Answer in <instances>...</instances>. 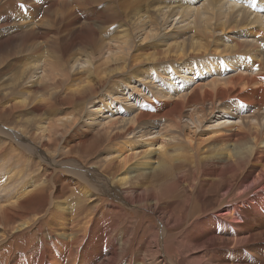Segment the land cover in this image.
<instances>
[{
	"label": "bare ground",
	"instance_id": "1",
	"mask_svg": "<svg viewBox=\"0 0 264 264\" xmlns=\"http://www.w3.org/2000/svg\"><path fill=\"white\" fill-rule=\"evenodd\" d=\"M44 1L12 0L0 13V115L8 118L24 110L22 119L40 131L39 141L47 139L41 145L53 157L39 150L51 169L24 174L13 171V164L8 168L12 158L4 156L2 164L14 199L1 191L0 181V235L7 233L9 224L12 233L27 235L46 218L48 236L25 245V264H264V192L255 198L252 194L246 207L236 203L254 188L264 191V80L258 78L264 75V0H202L199 6L197 0ZM175 15L187 23L167 30L168 19ZM237 33L253 41L228 36ZM235 53L252 65L242 70L253 68L256 75L217 74L175 91L174 84L187 85L191 78L190 61L205 66L216 57L228 56L230 62ZM151 74L164 89L151 88V96L142 98L136 108L120 106L124 109L105 122H94L102 111L92 110L89 104H102L103 111H111L112 97L120 88L133 93L137 90L132 84L139 75L148 79ZM14 91L16 96H8ZM225 98L243 103L238 109L247 106L255 113L234 116L236 108L220 104ZM63 103L78 105L80 117L74 113L48 117ZM184 108L191 111L183 114ZM85 112L89 123L82 120ZM161 116L159 134L154 140H142L151 133L143 128L156 125ZM222 116L238 120L227 125V120L220 121ZM184 117L190 122L184 123ZM90 125L106 135L103 153L90 154L99 138L95 135L86 144ZM53 130L60 131L55 140ZM182 148L186 157L182 153L179 157L192 159L197 169V178L192 177L197 181L194 189L187 182L190 176L179 175L185 166L173 158ZM73 149L95 155L92 158L113 177V185L102 180L104 175L98 176L96 182L107 187L95 191L91 183L95 172L89 168L95 170L96 163L80 166L79 158L70 155ZM68 157L67 163H60L67 167L58 169L56 160ZM72 167L82 170L81 176L67 170ZM56 173L59 180L53 177ZM61 182L67 186L62 188ZM69 187L80 193L78 199L75 194L65 198L62 193ZM178 192L187 195L176 216L173 201ZM200 192L216 196L218 205L191 210L193 195ZM83 197L98 201L92 203L94 212L86 213ZM110 197L154 214L156 222L163 221L160 227L150 225V238L138 244V253H125V247L137 245L136 239L131 244L133 230L126 226L118 229L119 235L111 233L115 224L103 208L109 204L116 210L124 208L110 202ZM184 220H188L185 228L170 233ZM185 250L190 254L181 258Z\"/></svg>",
	"mask_w": 264,
	"mask_h": 264
},
{
	"label": "rangeland",
	"instance_id": "2",
	"mask_svg": "<svg viewBox=\"0 0 264 264\" xmlns=\"http://www.w3.org/2000/svg\"><path fill=\"white\" fill-rule=\"evenodd\" d=\"M11 1L12 0H7L6 2H3V0H0V13L5 10V7L8 6ZM46 1H48V0H45L44 2H42V4H45ZM197 1L199 2L197 4V6H199L202 0H197ZM243 4H245V1L243 2ZM57 6H58V3H55L54 7H57ZM77 8L79 9V7H77ZM250 11H252L253 13L255 12L254 9H251ZM261 14H264V13L261 12ZM178 19H180V20L178 21ZM168 20H169V22L167 21V23L165 25V28L167 30H171L172 26H173L172 27V29H173L176 27L184 26V24L187 23V21H183V19L179 15H175V16L169 18ZM191 20H192V16L188 19V21L190 22ZM232 31L235 32L234 30H232ZM218 35H219V33H218ZM229 35L233 39L242 40L243 42L248 41V40L253 41L250 36L249 37H241V36H239V33L228 34V36ZM235 54H237V57L231 59L230 62H229V60H226L228 58V56L224 57L223 59H221V57L220 58L216 57L205 66H201L200 64H198L195 61H190L188 63V69L190 70V74H191L190 79L191 80L188 79L186 81L187 85H185V84H182V85L181 84H179V85L174 84L176 86L175 91H180L186 87H188V89H189L191 87H194L199 82H202V81L205 82V80L207 82V80L209 81L212 78L211 76L217 75V74H219L221 76H229L230 74L236 72V74H232V76H235V75L254 76V75H256L257 72L253 68H248V70H250V72H248V70H242V68H244V66H246V64H248V66H252V65L250 63H248V61H246L245 58H243L242 56H239V53H235ZM191 59H193V58H191ZM239 61H246V63L238 66L237 63ZM210 65H211V68H210ZM147 66H150V65H147ZM142 68L143 67L141 66L140 69H142ZM234 70H236V71H234ZM139 76H140L139 80L134 81L132 84L136 88L137 91L132 93L131 90H129L128 88H125V89L120 88V91H118L119 94L117 93L118 95H114L112 97V98H114L115 103H114L113 108H111V111H108V110L103 111V109H102L103 105L102 104L96 103L94 106L92 103L89 104L92 110H99L98 108H101L100 111H102V112L101 113L99 112V115L96 117V119L94 118V122L96 124H97V122H100V121L105 122L106 120H108L110 115H112L113 112H115L118 109L121 112L122 109H124V108L125 109H127L129 107L136 108L139 105L140 100L142 98L151 96L150 91L153 88L155 90L163 88V86H161L157 82L156 78H154L155 74H151V76L148 78L149 80L144 78L143 75H139ZM141 76H143V77H141ZM167 77H170V75H168ZM258 78H259V80H264V75H258ZM172 81L174 82V80H172ZM176 82H177V80H176ZM262 86L264 87V84H262ZM156 87H157V89H156ZM248 90L257 91L256 89H253V88H250ZM15 92L16 91L9 92L8 96H10V97L16 96L17 93H15ZM163 92H165V91L163 90ZM8 96L5 99H9ZM122 97H123V99H122ZM220 104H224L225 106L236 108L235 110L232 111L234 116L241 115V114L243 116H250L253 113H255L253 108L247 107V106H242L241 107L242 109H238L237 106H241L243 103H238L236 100H233L231 98L223 99ZM120 106H122L124 108L121 109ZM57 107H58V109L53 114H49L48 117L53 118V117H58V116H61L64 114L71 115L73 113L76 114L78 117H80V115H81V108L78 105H76L75 108H73L72 106L68 105L67 103H63V104H57ZM66 107H70L72 109L67 110ZM168 109H170V108H168ZM185 110H186V108L183 109V114L186 113ZM186 111L190 112L191 109H187ZM23 114H24V110H21L19 113L13 112L11 115L7 116L8 118H3L0 115V130H1V132H0V181H1V184L3 186V189L1 191L6 193V194H11L12 199H14L12 196L13 193H11L12 191L9 188V181H8V178L5 174V167L2 164V159L4 158V156L9 155L12 158L7 163L8 168H9L10 164H13V166L11 167V169L13 171L20 170L24 174H34V173H37V172H40V171H43L46 169H51V167L48 166V163L44 162L39 157V155H43L41 152H39V150L43 149L42 152L43 151L46 152L47 156L49 155L50 158H53L51 156L50 150L46 147V145L45 144L41 145V142L46 141L47 139L43 138L42 141H39L36 138L39 136L40 131L34 130L35 129L34 124L25 123L21 117ZM85 115H86V112L82 116L83 117L82 120H86V123H89V120L84 117ZM106 117H108V118H106ZM233 117L232 118H228V117L226 118L225 116H222L220 118V121L225 122L227 120V125L234 124L237 122L238 119H237V117H234V118ZM103 118H105V119H103ZM188 119L189 118L184 117V119H183L184 123L190 122ZM78 120L81 121L79 118H78ZM78 120L75 119V121H78ZM163 122H164V119H163V116H161L159 121L156 122V125L145 126L143 128V132L150 130L151 133L149 136H145V138H143L142 140H147V139H149L148 141H150L151 139L154 140L155 137L161 131V125L163 124ZM61 130H63L62 127L60 128V131ZM141 130H142V128L136 130L137 136H139L138 134H140L139 132ZM30 131L33 135L30 133ZM60 131H58V132H55L54 130L52 131V134L55 132L52 140H55L58 137ZM7 133H9V134H7ZM13 134H18V135L13 136ZM19 135H23L24 138L19 136ZM87 135H88V137H87L86 144L91 143L93 141L95 135H99L98 140L96 141L94 146L91 147L90 154L96 153V152H102L103 153L107 147L105 145L107 142L105 141L106 135H105L104 131L102 129L95 130L94 128H92V125H90V129L88 130ZM85 137H86V135L83 134L82 138L84 139ZM77 139L79 140L78 137L73 138V140H77ZM101 141H102V144L99 143ZM68 144H66L65 146H68ZM24 146H28L29 149L24 150ZM54 148H56V146H51V150H54ZM183 149L184 148H182V150H180V152H177L176 154H174L173 158L180 159V160H177L175 163H177V164L180 163L179 165L185 166V169L180 171L179 175L183 176V177L190 176V177H188L189 180L187 179V182H189V185H191V186H189V188L194 189L193 187L195 185L194 186H192V185H193V182L195 179L194 178L192 179V177L197 178V176H198V175H196L197 169L194 168V165H192L193 164L192 159L186 158L185 160H183L182 157H179V153L180 154L182 153V155H180V156L186 157L185 155H183V152H184ZM80 150L73 149L70 153V155H73L71 157L79 158V160L81 162L80 166H82V167H87L88 165H93V164H87L90 162L96 163L95 165H93L95 170H92L91 167L90 168L88 167L89 171L91 173L95 172V176L93 177V179L98 177V176L102 177L103 175L105 177V175H106L107 178L103 177L102 180H106L107 183H110L111 179L113 177L108 172H106L102 167H100L98 165L97 160L92 158V156H95V155H89V152L87 150L84 152H80ZM71 157H68V159H62V158L57 159L56 160L57 161L56 166L60 165V163H67ZM13 160L15 161L14 163H13ZM20 162H24V164H22L21 166L16 165L17 163H20ZM62 167L66 168L67 166L66 165H60L58 167V169L62 168ZM88 168H86V169H88ZM67 170H69L72 174H76L78 176H81V174L83 173L82 170H80V169L74 170L73 167L70 169H67ZM184 170H185V173L183 172ZM53 177H55L57 180H59L58 178H61V177H59V173H56ZM61 183H62V185H61L62 188L67 186L65 183H63V182H61ZM88 183H89V178L86 176V184H88ZM91 183L95 186L94 188H95V191H97V192L102 187H107V184L106 185L99 184L98 182H96L95 179H94V181L92 180ZM196 183H197V181L195 180L194 184H196ZM112 185H113V183H112ZM68 186H70V185H68ZM16 188L18 190L19 187L16 185ZM179 189H182L181 186L179 187ZM254 189H255V191H252L253 193L248 194L242 200L238 199L236 203L241 201V206L246 207V205H248L250 203L248 198H250V196L252 197V194L255 198L264 192V191H257L258 188H254ZM62 194L65 196V198L67 200H69L70 198H74V194L77 195L76 199H78L80 197V193L77 192L76 190H74L73 188H70V187L68 189H65ZM186 195H187L186 192L185 193L178 192L175 196L176 202L173 201V204H175V203L176 204L173 206V211H174V214L176 216H177V214L179 216V205L182 203V200L184 199V197ZM217 196L220 197L219 194ZM193 198L194 199L191 200V210H195V211L199 210L200 207L209 208L211 206H217L219 203L218 202L219 200L218 201L215 200L216 196L210 195V192H206L204 194H202L201 192L195 193V195H193ZM88 199H90V198H88ZM88 199L86 197H83V200L87 203L86 213H90L91 211L94 212L95 209H94L92 203L98 202V201L93 200V199L92 200L91 199L88 200ZM220 199H221V197H220ZM108 200L110 202L116 204L117 206L119 205V207H121L122 209L124 208L123 209L124 211L123 210H116V209H113V207H115V206H112L111 204H109L108 207L103 208L105 211V215H106V217L109 218V221L111 222V224H113V223L115 224V230H112L111 233L112 234L115 233L114 235H119L118 229H122L123 227H126V226H127L126 228H128L129 230H133L132 235H131V244H132V240L136 239L137 245L135 247H133V246H131L129 248L125 247V251L127 250L125 253L128 255L133 254V253H138V244L145 243L146 241L149 240V238H150L149 237L150 236V225L151 224L156 223V225H155L156 227H160V224H164L163 221L162 222H158V221L156 222L155 215L150 213V212H144L143 209H140L137 207L130 208L129 206L121 205V203L117 202V200H115L111 197ZM111 209H113V210H111ZM196 215L197 214L193 215V217H195ZM40 218H42V217H40ZM192 221L193 220L190 219L189 222L191 223ZM187 222H188V220H184V222L181 223L180 225L171 228L170 233H176L177 231L185 228L187 225ZM11 227H12V224L7 225L6 226L7 233L5 235H0V264H21V263L25 264L28 259H26L24 257V254L27 252L24 250V248H28V246H30L31 244L35 245V243H37L40 238H42L43 236H48L47 220L43 216V218L37 223L36 228H34L32 231H30L27 235H25L24 232L12 233ZM166 231L168 232V229H166ZM133 232H135V233H133ZM154 233H155V231H154ZM147 238H148V240H147ZM139 241H141V242H139ZM39 243H40V241H39ZM2 244L5 245V248H3V249H2V246H3ZM25 245H28V246L25 247ZM176 246H177V248H179L178 245H176ZM184 253L185 254H183L181 256V258L184 255L187 256L190 254V252L186 251V250ZM125 256H127V255H125ZM243 257H244V255H243ZM14 259H16V260H14ZM18 260L21 261V263Z\"/></svg>",
	"mask_w": 264,
	"mask_h": 264
}]
</instances>
